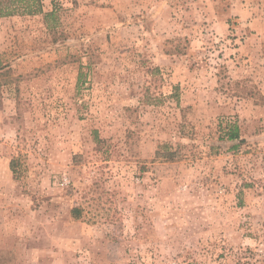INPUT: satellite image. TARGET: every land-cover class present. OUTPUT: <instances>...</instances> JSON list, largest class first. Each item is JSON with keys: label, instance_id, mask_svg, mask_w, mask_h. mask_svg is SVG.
<instances>
[{"label": "rangeland", "instance_id": "1", "mask_svg": "<svg viewBox=\"0 0 264 264\" xmlns=\"http://www.w3.org/2000/svg\"><path fill=\"white\" fill-rule=\"evenodd\" d=\"M17 5L0 264H264V0Z\"/></svg>", "mask_w": 264, "mask_h": 264}, {"label": "trees", "instance_id": "2", "mask_svg": "<svg viewBox=\"0 0 264 264\" xmlns=\"http://www.w3.org/2000/svg\"><path fill=\"white\" fill-rule=\"evenodd\" d=\"M15 4H18L17 6H24L25 10L30 15H36V14H43V8L41 6V0H0V13L2 16H8L13 13L11 12V9L14 7ZM54 12H51L50 14H45V17L48 18L50 16H53ZM229 132L227 133L228 140L235 141L240 139L239 134V128L236 125L229 126ZM175 154H169V156L166 158L168 161H174ZM15 164L16 162H12L13 170L15 171Z\"/></svg>", "mask_w": 264, "mask_h": 264}]
</instances>
